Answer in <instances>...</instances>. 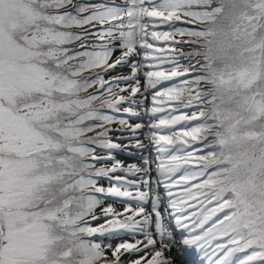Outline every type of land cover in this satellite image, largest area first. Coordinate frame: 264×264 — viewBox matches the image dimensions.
Here are the masks:
<instances>
[{
	"label": "snow or ice",
	"instance_id": "obj_1",
	"mask_svg": "<svg viewBox=\"0 0 264 264\" xmlns=\"http://www.w3.org/2000/svg\"><path fill=\"white\" fill-rule=\"evenodd\" d=\"M0 264H264V0H0Z\"/></svg>",
	"mask_w": 264,
	"mask_h": 264
},
{
	"label": "rangeland",
	"instance_id": "obj_2",
	"mask_svg": "<svg viewBox=\"0 0 264 264\" xmlns=\"http://www.w3.org/2000/svg\"><path fill=\"white\" fill-rule=\"evenodd\" d=\"M185 50H187V49H185ZM164 67H168V65H165ZM123 71L127 73L128 70L127 69H124ZM149 101H150V99L148 101H146V103L150 106V102ZM161 115H163V114H161ZM134 122H143V123L147 124L148 118L145 116L142 121H134ZM147 132H148L147 128L141 130L140 139H142L144 141V143L146 142L148 144L147 139H145V137L147 136ZM115 135L116 134L114 133L113 136H115ZM126 141L127 140L125 139V140H120L118 142L119 143H122V142H126ZM129 151L131 152V155H127L126 154ZM116 155H118L120 157H123L126 160L128 159L129 160L128 163H133V162H138V158H139L140 155H143L145 157H148L149 159H153L154 160V158L156 156V152H155V150L152 147L151 148L148 147L147 149H141V150H138V149H134L133 148V149H124L123 151H118L116 153ZM116 159H118V158H116ZM117 174H120V173H117ZM155 175L156 174H155L154 165H153V172H152L153 178H155ZM133 191H134V189H133ZM161 192H163L162 189H161ZM117 206H123V205L122 204H117ZM113 243L115 244L116 241H113Z\"/></svg>",
	"mask_w": 264,
	"mask_h": 264
},
{
	"label": "bare ground",
	"instance_id": "obj_3",
	"mask_svg": "<svg viewBox=\"0 0 264 264\" xmlns=\"http://www.w3.org/2000/svg\"><path fill=\"white\" fill-rule=\"evenodd\" d=\"M124 74H127L126 72H124ZM150 99V98H149ZM142 140V139H141ZM126 143H128V141H126V142H122L121 144H126ZM145 144H146V142H145ZM149 147H151V145H149ZM116 158H118V160H121V161H123V162H129V160L127 159H124L123 157H120V156H118V155H116ZM131 162V161H130ZM116 207L118 208V209H120V210H122V208H123V206H117L116 205Z\"/></svg>",
	"mask_w": 264,
	"mask_h": 264
}]
</instances>
